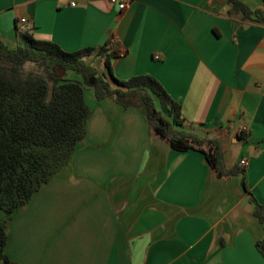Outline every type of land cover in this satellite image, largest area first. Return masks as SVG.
<instances>
[{
	"label": "crops",
	"instance_id": "obj_1",
	"mask_svg": "<svg viewBox=\"0 0 264 264\" xmlns=\"http://www.w3.org/2000/svg\"><path fill=\"white\" fill-rule=\"evenodd\" d=\"M228 10L227 0H133L125 10L108 0H0V37L16 47L30 30L68 51L113 41L112 73L152 75L182 105L180 128L219 138L223 155L237 145L224 164L247 158L246 188L264 203V22ZM85 59L109 76L105 55ZM130 100L89 101L69 164L8 220L6 255L20 264H264V227L242 174L219 177L202 152L173 150Z\"/></svg>",
	"mask_w": 264,
	"mask_h": 264
},
{
	"label": "trees",
	"instance_id": "obj_2",
	"mask_svg": "<svg viewBox=\"0 0 264 264\" xmlns=\"http://www.w3.org/2000/svg\"><path fill=\"white\" fill-rule=\"evenodd\" d=\"M227 2L230 16L242 12L264 22V7L252 10L240 0ZM93 53L106 56L109 76L87 62L85 56ZM114 55L113 43L68 51L54 41L35 38L30 30L21 33L16 47L0 37V209L7 213L0 221V259L8 264H20L5 253L8 220L69 164L86 137L92 114L88 88L97 101L112 97L129 106L136 97L150 130L173 150L202 152L219 177L242 174V186L255 204L254 215L264 227V203L246 188L245 167L224 164L219 138L180 128L182 105L155 77L117 78L110 70L109 58ZM28 64L33 67L26 70ZM69 72L80 78H70ZM238 137L246 140L247 134L243 131ZM256 247L264 258V236Z\"/></svg>",
	"mask_w": 264,
	"mask_h": 264
},
{
	"label": "rangeland",
	"instance_id": "obj_3",
	"mask_svg": "<svg viewBox=\"0 0 264 264\" xmlns=\"http://www.w3.org/2000/svg\"><path fill=\"white\" fill-rule=\"evenodd\" d=\"M32 67H33V64H28L26 66V70H28ZM68 76L70 78H80V76L78 74H75L74 72H69ZM86 94H87L88 101H91V99L94 97L93 89L88 88ZM224 150H225L224 155H223L224 161L227 165H231L234 161V157L238 155L237 145L231 144V145H229V147H226V149H224Z\"/></svg>",
	"mask_w": 264,
	"mask_h": 264
},
{
	"label": "built area",
	"instance_id": "obj_4",
	"mask_svg": "<svg viewBox=\"0 0 264 264\" xmlns=\"http://www.w3.org/2000/svg\"><path fill=\"white\" fill-rule=\"evenodd\" d=\"M110 3L114 4L119 10H125L130 3L133 0H108ZM25 19H22V21H24ZM112 43L114 44V42L112 41ZM117 49V48H115ZM158 58V55L156 56ZM240 131H243L240 130ZM239 164L243 167L247 166L249 164V160L247 158H241L239 161Z\"/></svg>",
	"mask_w": 264,
	"mask_h": 264
}]
</instances>
